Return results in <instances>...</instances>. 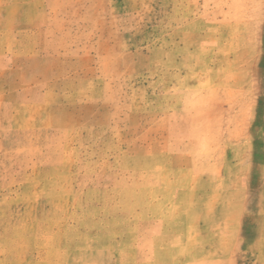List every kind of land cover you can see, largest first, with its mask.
<instances>
[{"label":"rangeland","instance_id":"374dc122","mask_svg":"<svg viewBox=\"0 0 264 264\" xmlns=\"http://www.w3.org/2000/svg\"><path fill=\"white\" fill-rule=\"evenodd\" d=\"M0 264H264V0H0Z\"/></svg>","mask_w":264,"mask_h":264}]
</instances>
